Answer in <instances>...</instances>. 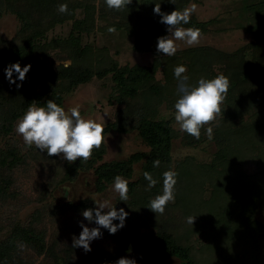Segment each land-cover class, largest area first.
<instances>
[{"label": "trees", "instance_id": "trees-1", "mask_svg": "<svg viewBox=\"0 0 264 264\" xmlns=\"http://www.w3.org/2000/svg\"><path fill=\"white\" fill-rule=\"evenodd\" d=\"M190 2L132 0L128 8L115 11L104 0H0V16L14 14L19 23L11 38L0 37V201L12 197V172L28 157L56 159L40 151L39 157L32 152L25 155L12 143L15 124L29 104L42 106L53 99L64 107L65 95L94 77H110L109 102L118 105L104 134L136 132L147 147L122 159L103 161V143L88 161L78 158L55 170L54 186L88 170L93 171L97 191H103L116 175L129 181V199L119 201L118 196L114 204L129 213L125 226L114 235L101 230L114 239V248L101 251L95 264H114L122 256L134 258L137 264H164L173 258L179 264H264V223L256 217L257 210H264V0H242L244 11L254 10L242 24L252 38L234 51L199 45L179 49L172 57L157 53V38L168 32L153 13L155 4L161 3L162 11L170 13L182 11ZM62 3L68 5V13L57 10ZM66 22L71 25L65 37L48 36ZM109 26L132 36L134 51L150 53L151 63L120 65L108 47L83 41L84 34L108 32ZM182 27L205 30L192 17ZM54 57L60 60L56 65ZM15 62L22 67L31 64L20 88L5 78L4 69ZM181 64L187 67L189 85L220 73L230 80L223 114L211 125L216 150L206 162L192 156L174 160L171 148L178 137L186 146L208 140L207 126L197 140L174 128V117L165 119L160 114L162 105L174 112L179 94L173 70ZM17 75L13 73L14 78ZM155 159L160 160L158 168L153 167ZM136 164L140 173L134 178ZM249 164L254 166L251 172L245 168ZM168 169L178 173L175 202L163 215H156L147 206L162 192V173ZM145 171L158 180L150 190ZM81 207L89 208L86 203ZM189 216H196L193 226L186 222ZM34 224L14 225L0 239V264H34L38 256L49 258L51 264H76L77 247L68 244L56 251V242L48 243ZM143 229L151 230V236L141 237Z\"/></svg>", "mask_w": 264, "mask_h": 264}, {"label": "rangeland", "instance_id": "rangeland-1", "mask_svg": "<svg viewBox=\"0 0 264 264\" xmlns=\"http://www.w3.org/2000/svg\"><path fill=\"white\" fill-rule=\"evenodd\" d=\"M193 3L197 5V10L191 17L205 26V30L201 31L200 43L196 46L208 45L230 52L251 40L252 33L243 25L248 15L254 14V10L252 7L247 8V11L240 10L242 0H191L188 6ZM70 25V22L57 25L48 33V36L65 37L70 30ZM18 26L19 23L14 14H2L0 16V37L11 38L16 33ZM83 41L98 47H108L120 65L134 63L149 65L152 61L150 53L134 51L133 37L120 30H116L115 34L97 30L88 35L84 34ZM177 44L178 50L193 47L187 46L182 41H177ZM59 61L54 57L55 65ZM63 63L67 65L69 61ZM157 77L161 78L160 72L157 73ZM111 85L109 76L102 79L94 77L88 83L79 85L65 95L64 108L67 110L70 107L79 106L84 118L95 119L106 126L113 122L114 113L118 107L117 104L109 102ZM160 114L165 119L174 117V112L168 110L164 105L160 107ZM172 125L179 129L175 120ZM104 136L106 151L103 161L122 159L134 151L147 150L136 132L120 134L111 131ZM11 140L25 155L32 152L39 157V150L35 146L26 147L22 137L16 133L15 129ZM215 150L213 141L205 140L197 146H186L181 143V139L178 137L173 140L171 156L174 160L192 156L196 161L206 162L211 159ZM42 153H46V151ZM55 157L54 162L47 161L46 158H39L36 161L28 157L25 163L13 170L14 183L11 187L13 195L5 201H0V239L12 226L32 222L45 233V240L48 243L56 242V251H61L63 247L73 243V235L79 236L82 231L79 226L80 221L90 228L96 227L94 221L89 224L84 220L82 211L87 207L78 208L80 203H86L89 208H93L95 207L94 200L108 199L113 205L115 204L118 194L110 191V185L113 182L107 185L103 191H97L92 170L79 171L71 180L56 186L52 185L53 179L56 177L55 170L68 163L59 156ZM245 168L249 172L254 170L252 164ZM139 173L140 164H136L134 178ZM256 217L264 223V210H257ZM151 234V230H141L143 238H148ZM113 248L114 239L103 235L102 238L91 242L92 250L88 253H85L81 247H77L73 253V260L76 264H95L101 251H111ZM28 251L32 253L31 250ZM34 264L51 263L49 258L38 256ZM164 264H179V261L174 258L166 259Z\"/></svg>", "mask_w": 264, "mask_h": 264}, {"label": "clouds", "instance_id": "clouds-1", "mask_svg": "<svg viewBox=\"0 0 264 264\" xmlns=\"http://www.w3.org/2000/svg\"><path fill=\"white\" fill-rule=\"evenodd\" d=\"M110 10L122 11L128 8L132 0H104ZM175 4V0H168ZM60 13H68V5L62 3L57 9ZM197 10L195 3L185 7L182 11L173 10L170 13L161 9V3L155 4L153 13L160 17V23L167 26L168 35L157 38L156 51L164 56H175L178 51L177 41L184 42L187 46H196L200 43L201 30L194 27H182L190 23L192 14ZM108 33L115 34V26H109ZM31 64L23 67L19 62L10 63L5 69V78L9 84H15L17 88L27 78ZM185 65H178L174 68L173 74L177 83L178 98L174 103V120L181 132H185L199 140L201 129L205 128L209 141L214 138L213 127L217 117L221 116L222 104L230 88L229 78L220 73L214 78L206 79L201 77L196 85H189V77L185 75ZM13 73L18 74L15 78ZM20 81V83H17ZM38 106L30 103L21 119L16 124L15 131L23 139L26 147L35 146L40 152L47 153V156H59L69 164L74 163L78 158L81 161H88L93 151L102 147L104 136V124L95 119L84 118L81 115L79 106L65 109L53 99L47 100L46 104ZM224 112V110H223ZM160 160H153V167L158 168ZM144 178L148 181V189L155 187L158 180L152 173L145 171ZM178 173L168 169L162 173V192L155 195L147 206L156 215H163L169 203H174L176 198V184ZM110 191L118 194L119 201L127 202L129 199V181L121 175L114 177L110 185ZM95 207L86 208L82 211L84 220L89 224L93 221L96 227H89L83 221L79 222L82 231L79 236L73 235L72 248L81 247L85 253L90 252L91 242L103 236L101 228L108 230L114 235L125 226L128 212L123 207L117 209L108 199L94 200ZM196 216L187 217L186 222L193 226ZM118 220L119 223H113ZM114 264H137L134 258L122 256Z\"/></svg>", "mask_w": 264, "mask_h": 264}, {"label": "crops", "instance_id": "crops-1", "mask_svg": "<svg viewBox=\"0 0 264 264\" xmlns=\"http://www.w3.org/2000/svg\"><path fill=\"white\" fill-rule=\"evenodd\" d=\"M241 6H242V3H241ZM239 9L242 10V7H240Z\"/></svg>", "mask_w": 264, "mask_h": 264}]
</instances>
